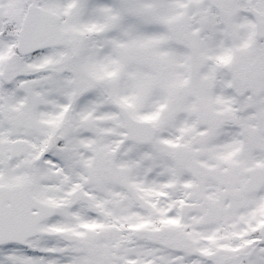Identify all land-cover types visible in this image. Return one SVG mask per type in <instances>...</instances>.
I'll use <instances>...</instances> for the list:
<instances>
[{
  "label": "snow or ice",
  "instance_id": "1",
  "mask_svg": "<svg viewBox=\"0 0 264 264\" xmlns=\"http://www.w3.org/2000/svg\"><path fill=\"white\" fill-rule=\"evenodd\" d=\"M0 264H264V0H0Z\"/></svg>",
  "mask_w": 264,
  "mask_h": 264
}]
</instances>
